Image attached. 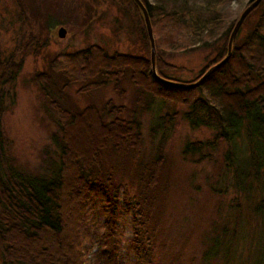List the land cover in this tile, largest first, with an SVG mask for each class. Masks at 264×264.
<instances>
[{
	"label": "trees",
	"instance_id": "obj_1",
	"mask_svg": "<svg viewBox=\"0 0 264 264\" xmlns=\"http://www.w3.org/2000/svg\"><path fill=\"white\" fill-rule=\"evenodd\" d=\"M114 1L121 4L118 10L128 23L120 25L129 34L134 29L141 51L109 53L104 45L92 44L66 52L63 60L51 59L42 71L36 70V83L58 117L49 112L55 125L49 131L52 147H45L34 169L14 161L3 125L7 107L3 94L14 83L25 55L37 53L46 39L35 44L30 37L19 58L16 51L2 57L0 54V264H122L113 234L115 229L126 228L127 216L131 217L133 235L127 250L136 257L137 264H161L153 262L152 245L157 240V224L172 179L163 152L178 111L163 112L150 124L152 144L148 148L144 144L142 113L150 110L159 95L191 94L194 90L200 94L184 98L183 117L193 128H210L212 136L185 141L183 155L193 161L212 160L210 153L223 143L224 171L214 182L208 180V187L219 195L228 187L237 193L234 202L229 203L235 230L230 235L224 231L221 239L213 237L210 248L216 255L230 250L237 235L240 238L244 213L256 220L264 238V0L243 18L228 59L192 88L170 86L153 77L150 39L140 6L135 0ZM141 1L154 35L156 70L168 79L173 78L165 70L174 64L163 55L167 48L187 49L195 41L213 44L212 65L226 55L230 32L241 13L223 16L219 9L222 0H205L200 8L188 0L173 7L164 0ZM251 1L247 0L245 6ZM85 3L90 4L88 0ZM93 10L98 12L94 6ZM253 15L256 17L252 18L251 28L239 36L242 23ZM210 65L207 63L196 78L187 82L196 80ZM126 80L133 85L130 104L109 97L100 105L95 101L97 90L109 85L123 96ZM76 82L75 93L91 97L81 106L69 92ZM11 89L9 98L14 101ZM79 137L83 138L77 143ZM225 178L228 182L224 183ZM218 181L224 183L223 191L216 186ZM68 187L86 200L89 191L94 195L93 223L113 226L107 230L112 237L106 240L103 234L89 235L88 224L73 231L79 217L68 227L64 214ZM69 194L74 195L72 191ZM86 236L93 243H86Z\"/></svg>",
	"mask_w": 264,
	"mask_h": 264
},
{
	"label": "rangeland",
	"instance_id": "obj_2",
	"mask_svg": "<svg viewBox=\"0 0 264 264\" xmlns=\"http://www.w3.org/2000/svg\"><path fill=\"white\" fill-rule=\"evenodd\" d=\"M85 1L0 0L1 57L16 51V58H19L30 37L35 40V44L46 39V44L40 50L38 49L37 53L31 52L25 55L14 83L4 89L3 99L7 107L3 116V125L10 139L14 161L18 166L37 168L45 147H52L49 131L55 128V125L49 112L58 117L36 83V76H34L36 70L42 71L51 59L63 60L66 52L92 44H100L101 47L104 45L109 53L112 51L140 53L141 51L137 33L133 29L131 30L133 33L129 34L123 27L128 23L118 10V6L121 5L119 2L118 5L114 0H97V2L88 0L90 2L88 5ZM164 1L168 7H173L184 0ZM188 1L197 8L205 4V0ZM246 2L247 0H222L219 9L223 16L233 17L236 12L239 14L243 10ZM93 6L98 12L93 10ZM48 12L51 13L50 16L46 15ZM129 13L131 14V10ZM255 17L248 18L242 23L239 36L249 31L253 22L252 18ZM60 26L65 28L63 36L58 34ZM192 44L194 46L187 49L167 48L165 50L163 54L165 59L174 64L173 67H167L165 70L167 76L177 81L187 82L196 78L199 70L207 63L208 65L212 63L213 44L203 45L198 41L189 43V45ZM123 83L125 87L123 96L109 85L97 90L98 99L95 101L100 105L103 99L109 97L115 102L123 101L130 104L133 85L128 83V80ZM77 86V82L73 83L69 92L75 96L76 102L81 106L90 101L91 97L75 93ZM11 87L15 92L14 101L9 98ZM198 94L200 92L194 90L191 94L176 92L159 95L152 103L150 110L142 113L144 144L145 148H148L152 144V137L148 135L150 124L154 123L157 116L163 112L178 111L176 122L173 128L169 129L163 152L166 156L165 166L169 169L172 179L168 181L169 183L167 182L169 187L165 193L162 215L157 224L158 236L152 245L153 262L161 264H264V238L260 235L259 224L252 216H246L245 213L240 224V238L237 235L235 244L230 246V250L221 251L219 255H216L215 251L210 248L213 237L218 236L221 239L224 231L226 235H230L235 230L229 203L234 202L233 196L237 193H234L232 187H228V191L219 195L208 187V180L214 182L218 179V173L220 175V172L224 171L221 161L223 143L210 153L212 160L193 161L183 155L182 147L185 141L203 140L212 136L210 128L204 126L193 128L183 117L182 112L186 108L184 98L188 96L191 98ZM82 138L79 137L77 143H80ZM79 147L80 145L77 148ZM222 181L225 183L228 179L225 178ZM222 181L216 183L220 190H224ZM70 190L74 194V189L68 187L67 201L64 202L62 199V202L67 205L64 214L66 213L65 216L69 220L67 221L68 227L71 228L79 217L80 222H75L73 231L78 227L82 229L88 224L89 235L91 233L103 234L106 240L108 236L112 237L109 231L107 232L110 230V225L102 227L101 223L96 225L93 223L91 205L94 195L89 191V198L86 200L83 194L70 195ZM130 218V216L124 217L128 225L126 224V228L122 227L120 230L115 229L113 234L122 255V264H137L136 257L130 250H127L129 239H133ZM105 221L103 218L102 222L105 223ZM208 236L211 238L209 239ZM85 238L86 243L89 241L93 243L89 236ZM118 240H120L119 243Z\"/></svg>",
	"mask_w": 264,
	"mask_h": 264
},
{
	"label": "water",
	"instance_id": "obj_3",
	"mask_svg": "<svg viewBox=\"0 0 264 264\" xmlns=\"http://www.w3.org/2000/svg\"><path fill=\"white\" fill-rule=\"evenodd\" d=\"M137 2V4L140 6L144 19H145V23H146V27H147V32H148V36L150 39V47H151V53H150V59H151V72L153 74V77L155 79H157L160 82H164L165 84H168L170 86H174V87H182V88H192L198 84H200L201 82H203V80L207 77V75L209 73H211L212 71L216 70L217 67H219L221 64H223L229 57L230 53H231V45H232V40L234 38V35L236 33V30L238 29L239 25L241 24L243 18L245 17V15L251 10L252 7H254L256 4H258V2L260 0H252L249 4H247V6H245L243 8V10L241 11L239 17L237 18L231 32L228 38V42H227V53L226 55L218 62L210 65L196 80L191 81V82H183V81H177V80H173V79H168L165 78L161 75L158 74V72L156 71L155 68V54H156V49H155V40H154V35H153V31H152V26H151V22H150V18L148 15V11L146 9L145 4L141 1V0H135ZM58 34L60 36H63L65 34V28L63 26H60L58 29Z\"/></svg>",
	"mask_w": 264,
	"mask_h": 264
}]
</instances>
